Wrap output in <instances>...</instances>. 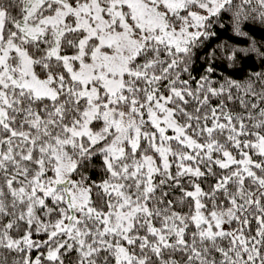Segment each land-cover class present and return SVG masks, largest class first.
Listing matches in <instances>:
<instances>
[{
	"label": "snow or ice",
	"instance_id": "1",
	"mask_svg": "<svg viewBox=\"0 0 264 264\" xmlns=\"http://www.w3.org/2000/svg\"><path fill=\"white\" fill-rule=\"evenodd\" d=\"M0 264H264V0H0Z\"/></svg>",
	"mask_w": 264,
	"mask_h": 264
}]
</instances>
